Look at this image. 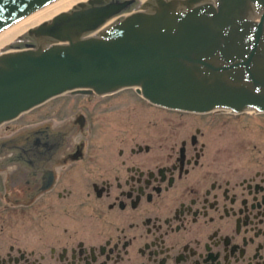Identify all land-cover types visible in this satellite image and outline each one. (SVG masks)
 Here are the masks:
<instances>
[{"label": "flooded vegetation", "instance_id": "obj_1", "mask_svg": "<svg viewBox=\"0 0 264 264\" xmlns=\"http://www.w3.org/2000/svg\"><path fill=\"white\" fill-rule=\"evenodd\" d=\"M117 94H61L0 125L82 123L47 190L12 200L0 167V264H264V113L145 101L136 118ZM243 133L251 160L230 156Z\"/></svg>", "mask_w": 264, "mask_h": 264}, {"label": "water", "instance_id": "obj_2", "mask_svg": "<svg viewBox=\"0 0 264 264\" xmlns=\"http://www.w3.org/2000/svg\"><path fill=\"white\" fill-rule=\"evenodd\" d=\"M62 0H0V33ZM0 52V125L61 94L133 89L190 113H264V0H81ZM81 116L0 134L4 191L49 186Z\"/></svg>", "mask_w": 264, "mask_h": 264}, {"label": "rangeland", "instance_id": "obj_3", "mask_svg": "<svg viewBox=\"0 0 264 264\" xmlns=\"http://www.w3.org/2000/svg\"><path fill=\"white\" fill-rule=\"evenodd\" d=\"M67 98L68 97L64 96L58 100L67 99ZM110 98L117 99L116 102L119 105L117 106V108L119 109L123 107L131 108L136 118L138 117V115H149L154 110L152 108H155L147 104L145 101H143L137 94H135L133 89H124V90L118 91V94L115 97H110ZM114 101L115 99L112 102ZM146 130H148V128ZM135 132H136L135 138H136V141H138L137 134L140 133V131L138 130L137 123L135 126ZM241 137H242L241 140L245 142L239 141L233 144V140H232V145L230 148V156L236 158L237 160L239 158H242L245 160H251L250 158L255 156V154H253L254 151L252 148V145L255 143V140L253 139L252 136H250V134L243 133ZM251 139H252V142L249 144V141ZM225 155L227 154L221 153V156H225Z\"/></svg>", "mask_w": 264, "mask_h": 264}, {"label": "bare ground", "instance_id": "obj_4", "mask_svg": "<svg viewBox=\"0 0 264 264\" xmlns=\"http://www.w3.org/2000/svg\"><path fill=\"white\" fill-rule=\"evenodd\" d=\"M75 1H81V0H62L51 7L33 15L32 17L14 25L13 27L3 31L0 33V52L5 50L6 44H11L18 40L21 36L25 34V29L36 25L42 21H45L52 16L67 11L69 8H71L74 5Z\"/></svg>", "mask_w": 264, "mask_h": 264}]
</instances>
